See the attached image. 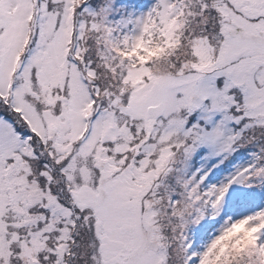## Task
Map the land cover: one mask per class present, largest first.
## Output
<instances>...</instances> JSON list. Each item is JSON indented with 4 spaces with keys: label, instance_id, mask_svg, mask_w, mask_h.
Instances as JSON below:
<instances>
[{
    "label": "snow or ice",
    "instance_id": "1",
    "mask_svg": "<svg viewBox=\"0 0 264 264\" xmlns=\"http://www.w3.org/2000/svg\"><path fill=\"white\" fill-rule=\"evenodd\" d=\"M0 0V264H264V0Z\"/></svg>",
    "mask_w": 264,
    "mask_h": 264
},
{
    "label": "rangeland",
    "instance_id": "2",
    "mask_svg": "<svg viewBox=\"0 0 264 264\" xmlns=\"http://www.w3.org/2000/svg\"><path fill=\"white\" fill-rule=\"evenodd\" d=\"M155 0H139V7L136 9L138 13H146L153 6Z\"/></svg>",
    "mask_w": 264,
    "mask_h": 264
}]
</instances>
